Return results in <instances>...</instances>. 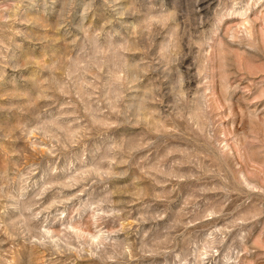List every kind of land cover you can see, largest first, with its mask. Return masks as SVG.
I'll list each match as a JSON object with an SVG mask.
<instances>
[{"label":"rangeland","instance_id":"obj_1","mask_svg":"<svg viewBox=\"0 0 264 264\" xmlns=\"http://www.w3.org/2000/svg\"><path fill=\"white\" fill-rule=\"evenodd\" d=\"M0 264H264V0H0Z\"/></svg>","mask_w":264,"mask_h":264}]
</instances>
